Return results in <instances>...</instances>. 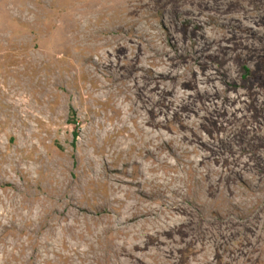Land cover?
<instances>
[{
	"label": "rangeland",
	"instance_id": "374dc122",
	"mask_svg": "<svg viewBox=\"0 0 264 264\" xmlns=\"http://www.w3.org/2000/svg\"><path fill=\"white\" fill-rule=\"evenodd\" d=\"M0 264H264V0H0Z\"/></svg>",
	"mask_w": 264,
	"mask_h": 264
}]
</instances>
